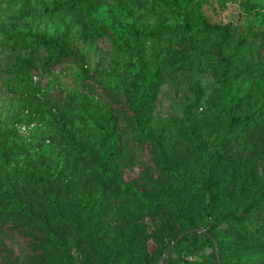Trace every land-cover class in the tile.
Listing matches in <instances>:
<instances>
[{
	"label": "rangeland",
	"instance_id": "rangeland-1",
	"mask_svg": "<svg viewBox=\"0 0 264 264\" xmlns=\"http://www.w3.org/2000/svg\"><path fill=\"white\" fill-rule=\"evenodd\" d=\"M180 1L193 19L230 27L224 54L234 60L226 90L240 98L238 115L255 110L264 84V0ZM168 2L0 0V264H59L54 239L71 264H229L233 258L264 264V244L255 255L240 250L221 258L215 247L187 253L203 241L207 197L167 170L190 183L203 179L196 137L203 151L217 152L215 184L223 193L214 214L257 201L264 191V111L257 126L225 133V90L212 55L216 35L202 31H169L141 42L152 89L144 96L142 78L130 67L134 51L120 47L131 41L125 13L142 29L175 25L180 20ZM29 33L66 41L85 57L92 83L70 61L45 66L48 52L28 45ZM18 57L31 58L37 71L18 72ZM129 108L144 118L143 133ZM99 122L119 140L111 162L105 155L114 147ZM12 123L30 133L15 134ZM118 182L142 189L152 203L177 204L189 224L166 205L141 207ZM82 196L106 208L89 223L77 210ZM254 233L264 243V205L243 227L221 224L216 237L243 243Z\"/></svg>",
	"mask_w": 264,
	"mask_h": 264
},
{
	"label": "trees",
	"instance_id": "trees-1",
	"mask_svg": "<svg viewBox=\"0 0 264 264\" xmlns=\"http://www.w3.org/2000/svg\"><path fill=\"white\" fill-rule=\"evenodd\" d=\"M26 1V0H25ZM57 2H64L66 4L76 6L83 5L86 6L92 2V0H55ZM167 5L173 9V11L178 15L180 22L175 25H167V24H158L154 27L148 29H142L135 25L131 12L125 13V21L127 22V26L125 28V33L130 36L131 41L129 43H123L120 47H125L134 51L136 56V60L134 64H131L130 67L133 68L142 78V81L145 85V93L144 96L147 97L152 92L151 89V79L147 77L145 69H144V54L141 47V42L144 40H152L160 36L162 33L169 31H180L182 33L188 34L193 32H209L214 33L216 35V42L213 46L212 55L219 64V74L217 78V83L222 90H225V107H226V129L225 133H230L231 131L237 128H248L255 127L258 125V115L261 111H264V84H262L261 89L258 92V106L255 110L251 111L246 115H238L236 113V107L239 103V97L233 95L229 91L226 90L228 86V82L230 79V71L231 66L233 64L234 57L232 55H225L224 48L231 41V30L229 26H222L216 24H210L207 20L198 15L196 18H192L189 10L187 8V4L180 0H169ZM29 37L28 45L35 47H42L47 50L48 55L44 58L43 63L45 66H55L63 61H70L79 69V75L83 82L92 83L93 75L86 67L85 57L80 54L78 51L70 48L66 41L56 40L51 37H46L43 34L38 33H29L27 35ZM241 43V42H240ZM242 45V44H241ZM17 69L18 72L21 71H37V66L35 62L31 58H17ZM201 99V96L198 95L196 101L198 102ZM129 116L133 121V125L135 130L143 133L145 130L144 118L139 114V111L134 108L128 109ZM14 124L12 123L11 128L15 132V134H20L18 130L14 128ZM101 130L108 135V138L112 142L114 147L113 150L109 151L105 157L108 162H111L113 158L117 156V152L120 150L119 140L113 135V133L109 130L105 129V126L99 122ZM30 133V130H29ZM28 133V134H29ZM193 130L191 128V134ZM21 135V134H20ZM197 144V152L203 158V162L205 165L204 168V176L203 179L199 182L192 181L189 182L188 179L184 177L181 172L167 170L173 173L176 178L182 183V185L190 191H203L207 197L206 204V221H205V233L203 235V241L201 244L190 248L186 247L187 253L191 255H195L201 252L205 248L215 247L218 255L222 258H225L227 253L234 254L242 251H247L255 255L256 251L260 250V246L264 243L259 242V238L261 236L260 233H254L253 237H248V239H244L242 243L241 240H236L233 242H228L227 244H223L222 238L218 241L216 237V233L221 224L223 223H231L238 227H243L246 219L255 214L262 205H264V191L258 196L257 201H251L246 203L239 211L237 210H224L220 213L214 214V209L218 206L220 198L222 196V191L219 190L215 184V159L217 158V152L212 154L206 153L202 149L201 142L198 138L193 137ZM119 188L126 193L127 195L135 198L141 207L148 210H159L164 205L174 208L176 215L183 219L187 224H189V219L179 214L178 205L174 204L170 201H165L163 203H152L151 200L147 197L146 193L139 188L125 185L122 182H118ZM50 205L53 209L57 210L59 207L58 200L56 197H50L49 199ZM105 206L103 203L82 196L79 199L77 210L81 215L84 222L89 223L91 218L96 215H100L104 212ZM187 238V237H186ZM54 243L60 249L59 255V264H71L69 251L66 247L57 239L53 240ZM213 241L216 243L213 246ZM185 264H196V262H187L185 260ZM218 264V263H217ZM228 264V263H227ZM229 264H241L239 260L232 259Z\"/></svg>",
	"mask_w": 264,
	"mask_h": 264
},
{
	"label": "built area",
	"instance_id": "built-area-1",
	"mask_svg": "<svg viewBox=\"0 0 264 264\" xmlns=\"http://www.w3.org/2000/svg\"><path fill=\"white\" fill-rule=\"evenodd\" d=\"M14 128L16 130H18V132L22 135H28L29 133V129L28 127L24 126V125H21V124H18V123H15L14 124Z\"/></svg>",
	"mask_w": 264,
	"mask_h": 264
}]
</instances>
